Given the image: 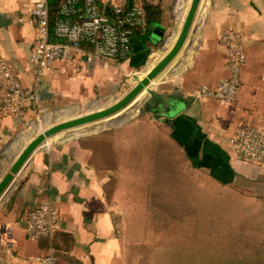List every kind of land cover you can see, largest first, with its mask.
Listing matches in <instances>:
<instances>
[{"label": "crops", "instance_id": "crops-1", "mask_svg": "<svg viewBox=\"0 0 264 264\" xmlns=\"http://www.w3.org/2000/svg\"><path fill=\"white\" fill-rule=\"evenodd\" d=\"M24 1L0 0V15L9 22L0 26V56L32 88L29 56L35 30L21 21ZM180 1L152 0L160 11L154 24L163 27L165 34L174 29L176 20L182 26L191 0ZM196 22L192 48L172 74L150 83L156 87L136 114L107 130L103 123L61 132L57 137L66 141L46 142L30 157L0 200L2 258L14 264H37L34 259L47 253L50 241L29 240L23 229L29 210L46 199L55 201L60 213L61 229L51 244L61 264H125L126 253H139L142 248L147 263L154 264V253L175 249L170 238L186 237L187 210L191 221L201 222L203 177L215 187L264 201V165L234 160L227 149V138L241 125L264 131V0H202ZM226 29L242 35L246 53L232 104L195 97L201 86L215 88L226 76L225 50L218 40ZM138 35L125 62L95 61L78 72L68 67L64 75L41 79L39 86L53 92L50 101L40 103L41 111L88 99L95 90L105 93L123 74L135 75L147 60L151 69L159 53L150 56L160 43L152 45ZM176 37L166 40V52ZM141 95L136 102L143 101ZM77 112L76 106L56 111L55 121ZM47 118L44 115V121ZM69 132L78 138L70 139ZM21 134L11 119L0 118V176L12 165L8 152L15 158L21 150V145L14 149ZM257 218L264 221L263 216ZM138 239H145L144 245ZM155 239H161V244ZM182 251L186 253L184 243L176 250ZM167 260L163 258L167 264H185Z\"/></svg>", "mask_w": 264, "mask_h": 264}, {"label": "built area", "instance_id": "built-area-1", "mask_svg": "<svg viewBox=\"0 0 264 264\" xmlns=\"http://www.w3.org/2000/svg\"><path fill=\"white\" fill-rule=\"evenodd\" d=\"M22 9L21 21L35 30L29 56L34 86H25L0 56V118L11 119L22 131L41 113L35 97L41 79L64 75L68 67L77 71L95 61L125 62L132 56L134 36L145 29L143 0H25ZM218 40L225 50L226 76L215 88L201 86L195 97L232 104L246 63L243 37L226 29ZM227 149L234 160L262 166L264 131L254 125H241L227 138ZM23 229L29 240L50 241L47 253L34 259L37 264H61L51 244L61 229L55 201L46 199L29 210ZM0 264L14 263L0 256Z\"/></svg>", "mask_w": 264, "mask_h": 264}, {"label": "rangeland", "instance_id": "rangeland-1", "mask_svg": "<svg viewBox=\"0 0 264 264\" xmlns=\"http://www.w3.org/2000/svg\"><path fill=\"white\" fill-rule=\"evenodd\" d=\"M189 1L190 0H188V2ZM154 25V22H151L147 27H145V29L141 33L143 35L142 38H148L153 30ZM194 25L195 27H198L197 22H195ZM180 28L181 24L176 20V26L174 27V29L172 31H169L168 34H165V38L160 42V44H158L155 53L152 54L150 58L153 55L159 53V57L157 60H160L162 58L161 56H163L167 50L166 48H164L166 40L173 35L176 37L180 31ZM138 36V34L134 36V41L138 40ZM150 61L151 60H147L145 66L137 71V73L133 76L123 74L121 76V79L117 81L116 84H112L110 87H108L105 93L100 94L95 90L90 94L88 99L70 102L68 103V105L63 106L62 108L52 107L50 109L41 111L38 117L32 118L31 123L35 124L36 128L31 129V127L28 126L22 131L21 135L24 136L25 143L22 142L20 144L22 146L21 150L36 135L42 133L52 125L87 114L89 112L88 109H90L89 106H99L93 108V110H96L107 107L108 105L117 101L147 74V72L150 70V67L148 66ZM110 64L112 65L115 63ZM115 65H117V63ZM173 65L175 64H172L165 73H163L159 78L153 81L160 82L164 78L168 77L171 71L174 70ZM154 87L156 86H149L148 89H146L145 99L141 103H139V101L136 102L139 104L137 106V109L134 107V105L132 107L133 110L130 109L131 113L127 114L128 117H132L137 113L138 109L140 110L142 108L143 102L148 97V93H150V90ZM141 93H143V91ZM72 106H76L78 108V112L74 117L69 118L66 116H60L57 117L58 120L55 121L54 114H56V111L67 109ZM44 115H48V121H44ZM103 123H106V120H102L95 124L82 126L80 127V129H84L90 126H98ZM107 129L108 128L105 127L104 130ZM67 135L70 139L78 138V136L73 132H69L67 133ZM18 138L19 136H17V139ZM61 141L64 140H61L60 137H57L51 138L49 143L52 144ZM21 150L19 151V153L21 152ZM17 156L18 155H16L15 158ZM4 175L5 174H3L2 177ZM202 183L203 191L201 200V222L191 221L189 218L192 217L187 210V218L183 223L185 226L186 237L181 239L170 238V247L175 245V249L170 250L167 253H154L153 263L167 264L164 263L163 258H168L170 261H167H169L170 263L184 262L185 264H256L259 261L264 262V251L262 253H257V251L260 249L264 250V221H257V219H259L257 218L258 216L264 217V201L251 198L249 195L241 191L239 192L232 189L215 187L211 185L205 177H203ZM185 202L186 205L189 204L188 199H186ZM197 215L198 214L196 212V216ZM195 224L196 228L194 227ZM259 229L261 231L260 234L258 233ZM138 240L142 242V244L139 245H144L145 239ZM179 240L181 241L180 244L178 242ZM154 241H157L159 244H161V239H155ZM164 241L166 240L164 239ZM183 243L186 248V253H183V251L182 253H177L176 250L178 246L183 245ZM141 250L142 251H140L139 253H126L124 255L125 264H148V256L145 253L146 251L144 248H142Z\"/></svg>", "mask_w": 264, "mask_h": 264}, {"label": "water", "instance_id": "water-1", "mask_svg": "<svg viewBox=\"0 0 264 264\" xmlns=\"http://www.w3.org/2000/svg\"><path fill=\"white\" fill-rule=\"evenodd\" d=\"M202 0H191L184 17L180 31L171 46V48L164 54V56L158 60L154 66L147 72V74L138 81L129 91H127L122 97L117 101L108 105L107 107L89 110L88 113L62 121L60 123L54 124L47 128L42 133L36 135L18 154L9 168L8 172L0 180V200L9 190L14 177L20 172L24 165L28 162L30 157L41 148L49 138L65 132L67 130L84 126L86 124H91L95 122H100L102 120H108L113 126H116L124 122L127 118L123 111L132 104L135 98L143 90L147 89L150 83L159 78L163 73H165L172 64L174 70L180 64V59L184 56L191 47V37L195 33L196 28L194 23L196 22V16L201 5ZM9 22L5 21L3 16L0 15V26L7 25ZM165 29L160 25H154L153 30L146 39L150 44L157 45L165 38ZM172 74V71L171 73ZM40 84V83H39ZM38 86L35 88V97L39 103H44L50 101L53 97V92H51L47 87ZM149 97V93H148ZM147 100V99H146ZM143 102V104L146 102ZM139 110V109H138ZM178 110V109H177ZM176 110V111H177ZM112 126V127H113Z\"/></svg>", "mask_w": 264, "mask_h": 264}, {"label": "bare ground", "instance_id": "bare-ground-1", "mask_svg": "<svg viewBox=\"0 0 264 264\" xmlns=\"http://www.w3.org/2000/svg\"><path fill=\"white\" fill-rule=\"evenodd\" d=\"M192 48V47H191ZM190 50V49H189ZM149 87V86H148ZM148 89V88H147ZM145 91H146V89H145ZM140 94H138V96H139ZM136 99H137V97L135 98V100L132 102V104H130L127 108H126V110H124L123 111V113H124V115L126 116V118H129L128 116H127V113L129 112V110L135 105V103H136ZM95 123H97V122H95ZM95 123H91V124H95ZM106 124L108 125L107 126V128L109 129V128H111L113 125H112V123L111 122H109V121H107L106 120ZM86 125H90V124H86ZM86 125H84V126H86ZM29 126L31 127V129H35L36 128V125L35 124H33V123H30L29 124ZM80 127H82V126H80ZM80 127H77V128H80ZM30 129V130H31ZM43 129V128H42ZM74 129V128H73ZM41 131V130H40ZM37 132V131H36ZM38 134V133H37ZM33 135V134H32ZM26 136V135H25ZM30 136V135H29ZM56 136V135H55ZM52 138H57V136L56 137H52ZM50 140H51V138H49L48 139V141H47V145L49 144V142H50ZM25 141V138H24V136L23 135H20L19 136V138L14 142V144L16 143V145H17V148H14L15 150H17L18 148H19V146H20V144L22 143V142H24ZM30 141V140H29ZM64 141H66V140H64ZM25 143V142H24ZM27 144V143H26ZM26 146V145H25ZM24 146V147H25ZM23 147V148H24ZM9 151V150H8ZM18 151V150H17ZM7 158H8V160H9V162L12 164L13 162H14V160H15V158H14V155H13V152H8V155H7ZM8 165V164H7ZM2 172V171H1ZM5 174V173H4ZM2 179V176H0V180ZM18 181V180H17Z\"/></svg>", "mask_w": 264, "mask_h": 264}, {"label": "trees", "instance_id": "trees-1", "mask_svg": "<svg viewBox=\"0 0 264 264\" xmlns=\"http://www.w3.org/2000/svg\"><path fill=\"white\" fill-rule=\"evenodd\" d=\"M143 8L145 12V27H147L151 22L155 23L158 21V16L160 14V11H159L158 6L153 5L152 0H143ZM137 34H141V33H137ZM143 39L144 38H142V40ZM141 96H142V99L144 100L146 97V93L143 92Z\"/></svg>", "mask_w": 264, "mask_h": 264}]
</instances>
